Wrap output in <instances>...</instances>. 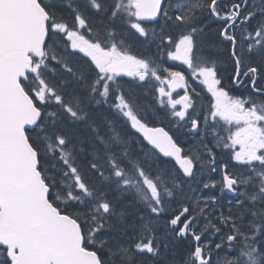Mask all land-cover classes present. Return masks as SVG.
Masks as SVG:
<instances>
[{"label":"snow or ice","instance_id":"6c2138e0","mask_svg":"<svg viewBox=\"0 0 264 264\" xmlns=\"http://www.w3.org/2000/svg\"><path fill=\"white\" fill-rule=\"evenodd\" d=\"M0 264H264V0H0Z\"/></svg>","mask_w":264,"mask_h":264},{"label":"rangeland","instance_id":"374dc122","mask_svg":"<svg viewBox=\"0 0 264 264\" xmlns=\"http://www.w3.org/2000/svg\"><path fill=\"white\" fill-rule=\"evenodd\" d=\"M134 50V49H133ZM174 62H169V64H173ZM176 67H179L178 65H176ZM153 87H156V86H158L157 84H156V82L155 81H152L151 83H150ZM197 88H199L200 86L199 85H195ZM206 95V94H205Z\"/></svg>","mask_w":264,"mask_h":264},{"label":"trees","instance_id":"16d2710c","mask_svg":"<svg viewBox=\"0 0 264 264\" xmlns=\"http://www.w3.org/2000/svg\"><path fill=\"white\" fill-rule=\"evenodd\" d=\"M135 50V49H134ZM125 80H128V79H125ZM154 90V87L151 85V84H149V88H148V91L149 92H152Z\"/></svg>","mask_w":264,"mask_h":264},{"label":"water","instance_id":"95a60500","mask_svg":"<svg viewBox=\"0 0 264 264\" xmlns=\"http://www.w3.org/2000/svg\"><path fill=\"white\" fill-rule=\"evenodd\" d=\"M182 90H178L176 93H174V94H177V93H179V92H181Z\"/></svg>","mask_w":264,"mask_h":264}]
</instances>
